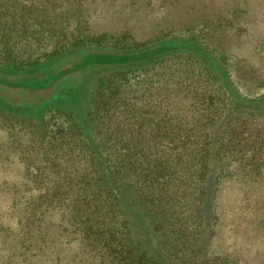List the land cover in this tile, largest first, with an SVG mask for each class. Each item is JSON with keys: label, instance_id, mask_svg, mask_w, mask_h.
I'll return each instance as SVG.
<instances>
[{"label": "trees", "instance_id": "trees-1", "mask_svg": "<svg viewBox=\"0 0 264 264\" xmlns=\"http://www.w3.org/2000/svg\"><path fill=\"white\" fill-rule=\"evenodd\" d=\"M221 61L191 33L137 48L84 43L27 69L14 63L0 68V117L32 121L42 135L50 109H68L76 121V130L58 127L49 150L41 153L44 165L34 172L47 179L48 170L57 179L39 200L54 192L50 198L61 195L66 201L79 189L72 198L78 206L67 210L83 227L81 240L97 252V264H208L205 252L194 251L204 241L192 236L208 231L204 218L212 203L210 188L219 180L215 171L248 159L257 141L264 145V117L258 120L264 96L242 97ZM157 65H167L170 86L200 103L195 122L170 117L162 104L156 112L153 103L122 97L114 77ZM177 70L182 76L175 81ZM73 71L80 74L66 78ZM204 74L219 84L227 100L223 107L215 102L210 81L201 80ZM104 80L110 95L103 92ZM150 114L157 119H148ZM73 162L76 184L68 179ZM191 219L198 220L199 230Z\"/></svg>", "mask_w": 264, "mask_h": 264}, {"label": "rangeland", "instance_id": "rangeland-1", "mask_svg": "<svg viewBox=\"0 0 264 264\" xmlns=\"http://www.w3.org/2000/svg\"><path fill=\"white\" fill-rule=\"evenodd\" d=\"M191 33L222 60L242 97L264 96V0H0V68L14 63L27 69L84 43L137 48ZM166 67L116 76L114 83L128 102L153 103L156 112L162 104L170 117L191 124L200 117V103L170 86ZM73 72L66 78L80 74ZM181 76L177 70L174 80ZM209 81L215 102L223 107L227 100L219 84ZM103 82L104 94L110 95ZM44 120L47 132L42 135L32 121L0 117V264H97V252L81 240L83 227L67 210L78 206L72 198H78L79 189L66 201L60 193L50 198L54 192L38 199L57 184L48 170L50 178H36L34 169L44 165L41 153L49 150L58 127L76 130L68 109H50ZM248 154L215 171L219 180L210 188L212 203L204 218L208 231L192 236L204 241L194 251L205 252L208 264H264V145L257 141L255 152ZM69 167L68 179L79 183L77 164ZM191 224L199 230L197 219Z\"/></svg>", "mask_w": 264, "mask_h": 264}]
</instances>
